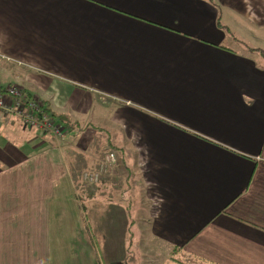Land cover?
Returning <instances> with one entry per match:
<instances>
[{
  "label": "crops",
  "instance_id": "crops-1",
  "mask_svg": "<svg viewBox=\"0 0 264 264\" xmlns=\"http://www.w3.org/2000/svg\"><path fill=\"white\" fill-rule=\"evenodd\" d=\"M224 13L259 31L251 54L225 44ZM260 51L264 0H0L2 82L70 121L72 140L0 111V264H126V245L103 263L81 223L70 157L91 163L95 138L179 257L264 264Z\"/></svg>",
  "mask_w": 264,
  "mask_h": 264
},
{
  "label": "rangeland",
  "instance_id": "rangeland-1",
  "mask_svg": "<svg viewBox=\"0 0 264 264\" xmlns=\"http://www.w3.org/2000/svg\"><path fill=\"white\" fill-rule=\"evenodd\" d=\"M255 7L258 10L261 9V5H255ZM222 23L227 30L225 44L240 49L241 45H238L240 43L243 44L245 50L251 46H258L256 37H258L259 31L249 29L245 22L237 18L235 14L227 15L224 13ZM258 54L262 56L261 52ZM68 133L69 128L66 126L64 129L65 137L56 139L64 142L72 141L71 138H67ZM103 145V142L98 138H95L91 143L90 154L88 153L89 155L92 154L91 163L90 161L87 162V156L80 152L78 155L76 154L77 157H70L73 164L71 168L79 171V173L100 170V177H103L105 173L107 174L105 176L109 175L108 177L104 176L96 184L87 185V182L80 178L76 182L78 187L76 196L77 198L78 195L80 196L78 202L81 211V223L83 229L87 231L91 245L96 247L98 256L103 263L108 258L106 253L115 256V253H119L120 250L126 251V245L128 250L125 257L126 264H196L190 259L179 257L177 255L178 250L153 237L146 216L148 215L146 211L147 198L144 195L143 184L136 177L127 179L125 176L120 177L115 174L116 171L120 172L118 164L117 170L114 168L111 172L113 161L110 160L109 155L113 149L108 148L107 143ZM114 151L117 152V149ZM113 153L115 154V152ZM117 160L116 157L114 163ZM95 167L97 169H94ZM87 187L93 188L89 190L86 189ZM131 218L134 219L133 226H131ZM114 256L110 260H115Z\"/></svg>",
  "mask_w": 264,
  "mask_h": 264
},
{
  "label": "built area",
  "instance_id": "built-area-1",
  "mask_svg": "<svg viewBox=\"0 0 264 264\" xmlns=\"http://www.w3.org/2000/svg\"><path fill=\"white\" fill-rule=\"evenodd\" d=\"M0 58L11 60L10 57L0 54ZM0 71V111L13 115L24 125L38 129L45 134L55 138H64L65 125L51 118L38 97L32 96L19 84H4L1 80ZM111 161H115V154L109 155ZM101 171L85 172L83 180L87 183H97L100 181Z\"/></svg>",
  "mask_w": 264,
  "mask_h": 264
},
{
  "label": "trees",
  "instance_id": "trees-1",
  "mask_svg": "<svg viewBox=\"0 0 264 264\" xmlns=\"http://www.w3.org/2000/svg\"><path fill=\"white\" fill-rule=\"evenodd\" d=\"M262 53V55L264 56V52L260 51ZM43 108L44 110L50 114L51 118L54 119V120H57L59 123H62L64 125H66L67 127H70V121L66 120L65 117H63L62 115H58V114H55L53 113L50 108L48 106L45 105V103H43ZM82 173H79V171H75V169H73V181L75 183V187H76V191L78 189V187L76 186V182L78 181V179L80 178V175ZM85 185V184H84ZM86 189H91V187H87ZM78 198H80V196L78 195ZM175 250H178L177 248H174ZM128 252V250H127Z\"/></svg>",
  "mask_w": 264,
  "mask_h": 264
}]
</instances>
